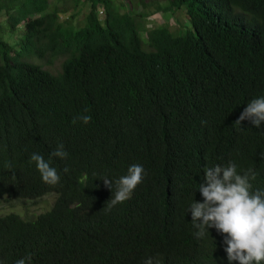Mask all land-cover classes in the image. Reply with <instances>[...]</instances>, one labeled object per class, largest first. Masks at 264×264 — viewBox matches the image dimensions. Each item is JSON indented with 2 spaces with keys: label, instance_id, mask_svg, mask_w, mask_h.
<instances>
[{
  "label": "trees",
  "instance_id": "obj_1",
  "mask_svg": "<svg viewBox=\"0 0 264 264\" xmlns=\"http://www.w3.org/2000/svg\"><path fill=\"white\" fill-rule=\"evenodd\" d=\"M147 1L155 9L136 14L75 0L89 6L78 27L55 0H0V200L57 196L35 220L0 216L5 264H228L221 234L197 239L188 207L216 164L251 168L252 187L264 188V125L235 124L264 95V0ZM154 13L183 14L188 26L147 28ZM35 59H63L61 72ZM79 114L92 119L74 124ZM60 143L64 160L51 156ZM33 152L57 183L42 181ZM134 163L146 176L102 211L112 197L103 179Z\"/></svg>",
  "mask_w": 264,
  "mask_h": 264
},
{
  "label": "clouds",
  "instance_id": "obj_2",
  "mask_svg": "<svg viewBox=\"0 0 264 264\" xmlns=\"http://www.w3.org/2000/svg\"><path fill=\"white\" fill-rule=\"evenodd\" d=\"M91 119L90 115L79 114L74 117L73 123L79 121L88 124ZM245 120L258 129L264 125V95L247 102L235 124L241 127ZM68 155L62 143L57 144L51 153V156L61 160ZM29 160L35 162L43 182L55 184L59 181L57 169L43 155L33 152ZM63 171L68 172L69 169L65 168ZM204 173V182L198 188L203 201L194 200L188 207L192 225L196 229L194 235L197 239L203 238L209 233V229L214 228L221 234L228 264H264V188L252 187L251 180L256 178L255 171L251 168L238 171L237 165L229 161L224 165L206 167ZM145 176L143 165L134 163L115 182L104 178L103 182L111 189L112 197L102 211L106 208L110 211L130 199ZM31 260V256H26L17 259L15 264H31ZM0 264H5L3 259H0ZM141 264H152V258H144Z\"/></svg>",
  "mask_w": 264,
  "mask_h": 264
},
{
  "label": "rangeland",
  "instance_id": "obj_3",
  "mask_svg": "<svg viewBox=\"0 0 264 264\" xmlns=\"http://www.w3.org/2000/svg\"><path fill=\"white\" fill-rule=\"evenodd\" d=\"M113 8L119 13L136 12V14L151 12L155 9L156 4L149 8H144L140 0H111ZM155 0H148V4H154ZM161 3H165L166 0H157ZM60 7L68 9V12L61 14L62 22H67L69 25L81 27L85 23L86 15L88 13V5L75 6V0H55ZM101 19L104 15H100ZM158 21V22H155ZM147 28H152L160 24H169L172 29L179 30L177 27L180 25V30L183 27L188 26L186 16L183 14L178 15H165L163 13H154L148 20L145 19ZM21 32H17L15 35L6 34V41L13 43L17 38L22 37ZM36 63L41 64L45 69L52 71L55 74L61 72L63 59H56L54 61H40L34 60ZM57 196L50 194L40 199H16V200H0V216H4L10 213L20 215L26 220H35L38 215L48 212L52 209Z\"/></svg>",
  "mask_w": 264,
  "mask_h": 264
},
{
  "label": "built area",
  "instance_id": "obj_4",
  "mask_svg": "<svg viewBox=\"0 0 264 264\" xmlns=\"http://www.w3.org/2000/svg\"><path fill=\"white\" fill-rule=\"evenodd\" d=\"M100 15H104V11H103V10H100V11H99V16H100Z\"/></svg>",
  "mask_w": 264,
  "mask_h": 264
}]
</instances>
